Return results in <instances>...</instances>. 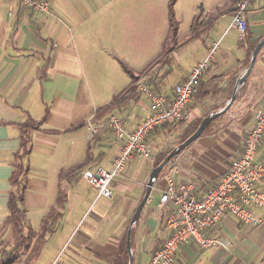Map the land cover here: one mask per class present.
<instances>
[{
    "label": "crops",
    "instance_id": "0c3cea01",
    "mask_svg": "<svg viewBox=\"0 0 264 264\" xmlns=\"http://www.w3.org/2000/svg\"><path fill=\"white\" fill-rule=\"evenodd\" d=\"M50 1V11L39 12L26 10L19 0H0V242L14 239L12 228L4 226L10 178L21 147L22 126L33 119L42 125L33 130L31 153L25 159L29 167L23 203L26 225L39 232L48 216L54 232L40 258L29 264H112L145 195L158 153L149 159L130 160L113 181L112 198L99 196L84 178L69 183L60 179V173L83 163L90 153L92 161L83 172L107 168L103 163L112 167L122 141L110 129L92 137L86 124L91 118L99 122L107 117L110 113L99 116L98 109L110 104L159 56L169 32L171 0ZM237 1L176 0L180 27L172 62L153 66L137 84L144 81L170 99L191 70L208 61L204 79H212L225 90L196 106L189 105L185 119L204 118L223 108L232 97L228 88L236 85L249 65L248 47L233 26ZM196 17L201 26L190 40ZM247 17L245 38L257 45L264 38V0L253 2ZM184 21L188 27L182 34ZM102 82L109 86L104 102L100 100L103 95L91 87ZM244 85L230 109L214 120L211 131L162 170L131 236L133 264H150L167 236L166 217L173 203L161 202V195L168 179L178 185L191 182L196 197H203L243 153L246 136L264 112V46ZM143 97L117 112L129 128L149 111V99ZM174 126H161L150 134L152 152L175 133ZM57 155L52 174L50 164ZM256 157L264 161V137ZM256 187L264 191V180ZM250 209L254 222L244 223L226 214L207 230L209 235L231 240L229 248L203 249L188 241L179 247L175 264H264V209ZM15 264H28L26 255Z\"/></svg>",
    "mask_w": 264,
    "mask_h": 264
},
{
    "label": "built area",
    "instance_id": "2783aa9c",
    "mask_svg": "<svg viewBox=\"0 0 264 264\" xmlns=\"http://www.w3.org/2000/svg\"><path fill=\"white\" fill-rule=\"evenodd\" d=\"M260 0H238L233 12V26L241 40L248 30V12L253 2ZM28 11L49 12L50 0H19ZM208 61L196 65L187 78L175 87L174 95L167 96L154 91L148 83H139L138 88L149 99V111L135 126L128 127L126 121L116 113H110L96 122L91 118L88 132L92 137L112 130L122 141L120 153L112 158V167L98 166L83 172L99 196L112 198V184L124 171L127 163L134 159H149L152 150L148 142L150 134L158 127L185 120L186 110ZM264 137V112L260 114L252 130L245 138L243 153L232 160L229 170L220 182L203 197L197 198L193 184H176L170 178L161 195V202H172L173 210L166 217L167 236L154 252L150 264H175L176 253L181 244L194 241L201 248H229L232 241L222 236L207 234L226 214H233L241 222L255 221L250 207L264 209V191L256 187L264 180V161H257V149ZM5 258L0 259L4 264Z\"/></svg>",
    "mask_w": 264,
    "mask_h": 264
},
{
    "label": "trees",
    "instance_id": "16d2710c",
    "mask_svg": "<svg viewBox=\"0 0 264 264\" xmlns=\"http://www.w3.org/2000/svg\"><path fill=\"white\" fill-rule=\"evenodd\" d=\"M175 2L176 0H171L169 3V32L164 41V45L159 56L154 59L148 66L145 68L140 75L134 76L131 84L121 93L117 94L112 102L106 106L98 109L99 116L106 115L108 113L123 112L126 110L128 105L132 101H136L142 96V92L138 88V80L141 76L147 74L151 68L155 65H161L162 67L169 65L172 62V53L177 45V36L179 32V21L176 17L175 12ZM198 18L196 17L192 25V34L190 40H193L196 37V32L200 28ZM247 35V33H246ZM248 37V36H247ZM244 39V46L248 47V58L250 59L254 48L255 43L250 42L249 37ZM189 40V41H190ZM250 60L248 61V63ZM234 85H231L228 88L229 96L231 97L234 92ZM246 85H244L238 92L236 99L241 95ZM225 89L222 88L218 83L214 82L212 79H204L202 75L199 84L197 85L195 92L191 99V105L196 106L207 100L208 98L220 94ZM225 103L223 105L225 106ZM219 109V108H217ZM224 115V114H223ZM123 118V117H122ZM203 118L195 119L189 124H186L184 121H179L171 124H179L182 127L181 139L177 145L184 142L189 138L199 127ZM214 121H212L208 127L204 130L203 134L210 132V127ZM42 121H35L29 119L24 126H22L21 132V147L17 153L16 164L12 172L10 182L12 184V191L8 200V214L4 221V226H10L13 230L14 239L11 243L0 242V259L5 258L4 264H15L21 259V255H26V262L29 264L36 261L40 258L43 248L47 243L48 237L54 232L53 228L49 226V218L44 219L43 227L39 232H35L33 228H30L26 225V211L23 208V203L25 199V193L28 187L26 175L29 171L25 159L31 153V143H32V132L35 129H40ZM170 124H165L164 127H167ZM99 136V135H98ZM97 136V137H98ZM173 150L170 148L167 151L160 153L154 163V167L158 166L164 158ZM92 161L91 153L88 154L86 160L67 170H63L60 173V179L66 180L69 183L78 181L83 178L84 169L90 165ZM61 196V195H60ZM62 197L59 198L61 200ZM135 226L132 230V238L135 231ZM129 263V251L126 243V234L121 241L118 254L112 264H128Z\"/></svg>",
    "mask_w": 264,
    "mask_h": 264
},
{
    "label": "water",
    "instance_id": "95a60500",
    "mask_svg": "<svg viewBox=\"0 0 264 264\" xmlns=\"http://www.w3.org/2000/svg\"><path fill=\"white\" fill-rule=\"evenodd\" d=\"M264 46V38H262L257 45L254 48V51L251 56L250 63L247 67V69L243 72V74L237 79L236 85L234 87V92L231 97V99L226 103V105L223 108L217 109L209 113L206 117H204L198 127V129L189 137L187 138L184 142L180 143L179 145L175 146L173 150L164 158V160L158 165L155 166L150 174L147 186H146V192L139 203L138 207L136 208L133 217L129 223L128 230H127V238H126V243H127V248L129 251V263L128 264H133L134 262V255L132 251V243H131V236H132V230L134 225L139 221V218L141 216V213L143 211V208L150 196V193L152 191V188L156 181L158 180L162 170L165 168V166L178 154H180L182 151H184L190 144H192L195 140H197L200 136H202L204 130L208 127V125L217 119L219 116L223 115L225 112H227L230 107L233 105L235 102L236 96L238 92L240 91L241 87L244 86V84L247 82L248 77L250 73L252 72V69L256 63L257 56L261 48Z\"/></svg>",
    "mask_w": 264,
    "mask_h": 264
},
{
    "label": "rangeland",
    "instance_id": "374dc122",
    "mask_svg": "<svg viewBox=\"0 0 264 264\" xmlns=\"http://www.w3.org/2000/svg\"><path fill=\"white\" fill-rule=\"evenodd\" d=\"M180 10L182 11V12H180V15L183 17V15H184V13H183V4H181L180 5ZM186 25H187V27H188V24H186V22L184 21L183 22V26H182V34H184L185 33V31L187 30L186 29ZM214 51H215V48H214ZM213 51V52H214ZM252 56V55H251ZM249 60H251V57H250V59ZM250 63V62H249ZM176 75L178 74V70H177V72L175 73ZM176 75H175V77L173 78V81H172V83H175V81H176ZM142 82H144V81H141L140 83H142ZM144 83H146V82H144ZM139 86V85H138ZM91 87H92V89H93V91L95 92V94H100V95H103V97L100 99L102 102H104V101H107L106 99H107V96H108V90H109V86L107 85V83L106 82H102L101 84H93V85H91ZM112 87H114V86H112ZM151 87V86H150ZM142 95H144V94H142ZM143 98H145V99H148L145 95H144V97ZM149 101V100H148ZM189 105H191V102H190V104ZM188 105V106H189ZM116 114L117 115H119V116H121L120 114H118L117 112H116ZM186 124H189L190 122H192L191 120H183ZM87 125V124H86ZM171 125V124H170ZM87 127V130H88V126H86ZM174 128H176V130H175V133H173V134H171L168 138H165L163 141H160V144H158V145H156V149H155V151H153L152 152V157H153V155H154V153H158V155L160 154V153H162V152H164V151H167V150H169L170 148H174L175 146H177V144L179 143V141H180V139H181V134H182V128H184V127H182L181 128V126L179 125V124H176L175 126H174ZM112 131V130H111ZM210 131H211V129H210ZM113 132V131H112ZM114 134V133H113ZM100 135V134H99ZM110 136H112V134L110 133ZM148 140H149V138H148ZM157 155V156H158ZM57 159H55V161L54 162H52V164H50V171H51V173L52 174H54V169H55V167L57 166V164H58V161H59V155H57ZM80 159H83V158H80ZM80 161V160H79ZM112 162V161H111ZM95 162H93L92 164H94ZM103 165H105L107 168H110V165L107 163H103ZM82 184L83 185H87V183H86V181H84V180H82ZM93 192V191H92ZM97 192V191H96ZM95 195L97 196V194L95 193ZM103 199V198H102ZM216 249H225V248H216Z\"/></svg>",
    "mask_w": 264,
    "mask_h": 264
}]
</instances>
